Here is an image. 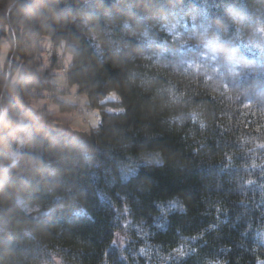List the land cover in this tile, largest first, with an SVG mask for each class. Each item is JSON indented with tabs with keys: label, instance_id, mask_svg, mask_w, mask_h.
<instances>
[{
	"label": "trees",
	"instance_id": "trees-1",
	"mask_svg": "<svg viewBox=\"0 0 264 264\" xmlns=\"http://www.w3.org/2000/svg\"><path fill=\"white\" fill-rule=\"evenodd\" d=\"M33 31L98 127L29 109L60 86ZM5 38L0 264H264V0H0Z\"/></svg>",
	"mask_w": 264,
	"mask_h": 264
},
{
	"label": "rangeland",
	"instance_id": "rangeland-1",
	"mask_svg": "<svg viewBox=\"0 0 264 264\" xmlns=\"http://www.w3.org/2000/svg\"><path fill=\"white\" fill-rule=\"evenodd\" d=\"M13 35H15V31L13 30ZM15 44L9 41L8 38L3 40L1 46V55H0V63L3 69H6V73L8 76V80L11 81L13 87H17L19 81L22 77L24 64H22L21 57L18 56V48L16 39L14 38ZM26 46L29 47V54L33 50L37 49V47H41L44 50L42 53V57L47 68L53 67L54 73L56 74L55 82L58 83L57 89L52 91H45L42 95L43 97L37 98L31 101L29 105V109L33 111H40L42 115L52 116L55 120L61 121L64 125L70 124L74 128H86L83 125H87L91 123L90 127L96 128L101 122V110L99 106H92L91 108L88 106L89 97L86 94H82L79 92L78 87H71L66 84L64 78H66V72L68 69V65L72 60V56L68 53H65V46L62 44L57 46L52 43V41L40 34L37 31H33L30 35L29 42L27 41ZM31 48V49H30ZM56 56V66H53L54 61L53 58ZM2 93V92H1ZM66 96L64 100L68 101L70 105H73L74 108L71 111H61L60 106H58L59 97ZM2 98V94H1ZM117 99V95L115 92L110 93L106 100H114ZM2 99H0V103ZM59 107V108H58ZM109 111H113L109 109ZM8 115V108L3 107V111L1 116L5 117ZM84 124H83V123ZM51 264H61L59 262L51 263Z\"/></svg>",
	"mask_w": 264,
	"mask_h": 264
},
{
	"label": "crops",
	"instance_id": "crops-1",
	"mask_svg": "<svg viewBox=\"0 0 264 264\" xmlns=\"http://www.w3.org/2000/svg\"><path fill=\"white\" fill-rule=\"evenodd\" d=\"M65 97H66V96H61V97H59V99H60L61 101H63V102H66L67 104H69L68 101L64 100ZM58 106H59V105H58ZM58 108H59V107H58Z\"/></svg>",
	"mask_w": 264,
	"mask_h": 264
}]
</instances>
